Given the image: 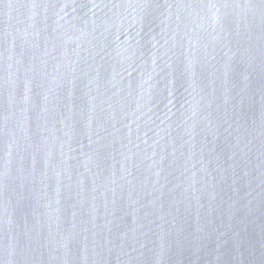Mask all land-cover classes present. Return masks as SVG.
Here are the masks:
<instances>
[{
  "label": "water",
  "instance_id": "obj_1",
  "mask_svg": "<svg viewBox=\"0 0 264 264\" xmlns=\"http://www.w3.org/2000/svg\"><path fill=\"white\" fill-rule=\"evenodd\" d=\"M0 264H264V0H0Z\"/></svg>",
  "mask_w": 264,
  "mask_h": 264
}]
</instances>
